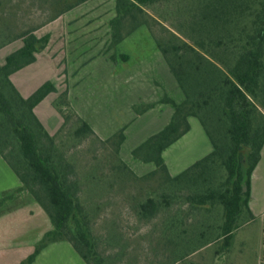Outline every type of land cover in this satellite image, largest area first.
<instances>
[{
  "label": "trees",
  "instance_id": "obj_1",
  "mask_svg": "<svg viewBox=\"0 0 264 264\" xmlns=\"http://www.w3.org/2000/svg\"><path fill=\"white\" fill-rule=\"evenodd\" d=\"M88 0L67 4L55 17ZM185 3L175 9L183 15L173 38L160 41L150 32L184 95L181 103L164 96L159 103L173 107L169 123L131 151L134 159L153 163L155 169L135 175L119 158L124 128L106 140L99 139L90 126L72 109L77 127L72 138H95L113 148L119 169L136 180L157 179L183 193L194 208L220 205L223 224L222 248L232 245L242 215L251 218L248 207L251 175L264 145V0H115V16L109 21L107 50L114 49L146 24L144 8L170 2ZM52 20V19H51ZM181 21V22H179ZM20 47L0 64V156L48 216L52 229L35 245L20 264H31L49 243L66 241L86 264H102L91 242L90 219L79 199L81 182L73 164L67 160L62 144L49 134L35 115V107L49 94L58 93L52 82H45L30 96L23 97L10 77L31 65L49 42V35L38 38L33 30L22 32ZM115 61V55H111ZM123 61L127 56L120 55ZM67 87L58 95L54 107L58 114L69 106ZM153 104L134 105L141 115ZM70 107V106H69ZM196 118L211 151L181 173L171 176L162 153L189 130V118ZM152 197L138 205V215L148 220L166 204Z\"/></svg>",
  "mask_w": 264,
  "mask_h": 264
},
{
  "label": "rangeland",
  "instance_id": "obj_2",
  "mask_svg": "<svg viewBox=\"0 0 264 264\" xmlns=\"http://www.w3.org/2000/svg\"><path fill=\"white\" fill-rule=\"evenodd\" d=\"M74 2L0 0V64L20 46L16 39L22 32L33 30L38 38L49 35V41L52 36L50 48L46 47L35 63L17 73L20 80L14 86L27 97L47 81L57 86L58 93L48 95L40 103L42 113L38 119L46 131L55 129L52 135L62 144V151L81 182L79 199L90 219L96 257L102 264H264L260 221L247 223L249 216L244 213L238 221L231 247L224 250L223 241L217 239L223 224L220 205L194 208L185 200L191 190L178 194L160 180H136L117 169V157L110 145L91 137L72 138L77 123L70 105L62 108L66 120L58 115L53 105L67 87L68 55L73 56L68 48L82 46L93 53L107 52L109 21L115 16V0H88L53 20L67 4ZM184 4L174 1L145 7L146 24L142 28L160 41L171 40L173 34L178 35L174 24L184 17L175 9H182ZM68 31L71 35L67 36L65 32ZM81 31L84 35L79 36ZM65 40H72L74 44L69 42L65 49L62 43ZM198 144L199 130L192 129L172 157L184 155ZM197 157L199 153L188 154L182 171ZM148 197L158 201L164 198L167 202L156 216L142 220L138 205Z\"/></svg>",
  "mask_w": 264,
  "mask_h": 264
},
{
  "label": "crops",
  "instance_id": "obj_3",
  "mask_svg": "<svg viewBox=\"0 0 264 264\" xmlns=\"http://www.w3.org/2000/svg\"><path fill=\"white\" fill-rule=\"evenodd\" d=\"M65 33L71 35V31ZM83 33L79 32V36ZM51 42L52 36L47 48H50ZM69 42L74 44L72 40L62 41L65 49ZM68 51L73 54L71 57L68 55L67 63V98L70 108L101 140L124 128V141L118 153L121 161L137 176L153 171V163L134 159L131 151L169 123L173 107L159 101L167 96L175 103H181L184 95L150 33L140 27L107 52L93 53L90 48L82 46L78 49L76 46L69 47ZM113 54L115 61L110 58ZM120 55L127 56V60H121ZM18 72L10 77L13 85L20 80L16 77ZM148 104L154 106L141 115H135L132 109L134 105ZM34 112L40 118V103ZM188 122L190 130L162 153L171 176L182 171V163L188 154L199 153L197 158L201 159L211 151V144L199 121L191 117ZM192 129L199 130V144L185 151L184 155L173 158L172 154ZM54 131L47 132L52 135ZM197 158L192 160L197 161ZM20 187V181L0 156V264H20L33 252L43 235L52 229L43 209ZM248 207L252 217L247 223L260 221L264 236V145L251 175ZM31 264L86 263L68 242L59 241L45 246Z\"/></svg>",
  "mask_w": 264,
  "mask_h": 264
}]
</instances>
